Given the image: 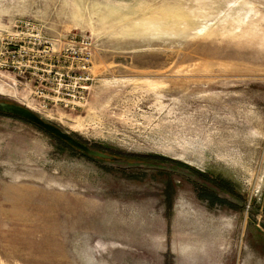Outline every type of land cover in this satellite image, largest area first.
<instances>
[{"label": "rangeland", "instance_id": "374dc122", "mask_svg": "<svg viewBox=\"0 0 264 264\" xmlns=\"http://www.w3.org/2000/svg\"><path fill=\"white\" fill-rule=\"evenodd\" d=\"M0 85L118 158L0 113V264H264V0H0Z\"/></svg>", "mask_w": 264, "mask_h": 264}, {"label": "water", "instance_id": "95a60500", "mask_svg": "<svg viewBox=\"0 0 264 264\" xmlns=\"http://www.w3.org/2000/svg\"><path fill=\"white\" fill-rule=\"evenodd\" d=\"M0 113L15 115L24 118L30 122H33L48 131L49 133H52L56 137L66 141L68 144L76 148L81 153H86L89 156L102 159L118 160V158L114 155L93 148L89 144L72 135L71 133L63 130L58 125L46 121L36 112L31 110L29 107L24 106L22 104L9 101H0Z\"/></svg>", "mask_w": 264, "mask_h": 264}, {"label": "crops", "instance_id": "0c3cea01", "mask_svg": "<svg viewBox=\"0 0 264 264\" xmlns=\"http://www.w3.org/2000/svg\"><path fill=\"white\" fill-rule=\"evenodd\" d=\"M13 192L15 193H60V192H48V191H37V190H32L31 187H26L24 189H20V188H13Z\"/></svg>", "mask_w": 264, "mask_h": 264}, {"label": "trees", "instance_id": "16d2710c", "mask_svg": "<svg viewBox=\"0 0 264 264\" xmlns=\"http://www.w3.org/2000/svg\"><path fill=\"white\" fill-rule=\"evenodd\" d=\"M3 114H6V113H3ZM11 116H15V115H11ZM18 117V116H17ZM39 126V125H38ZM40 127V126H39ZM42 128V127H41ZM43 129V128H42ZM66 142V141H65ZM67 143V142H66ZM83 154H85V155H87L86 153H83ZM87 156H89V155H87Z\"/></svg>", "mask_w": 264, "mask_h": 264}, {"label": "bare ground", "instance_id": "6f19581e", "mask_svg": "<svg viewBox=\"0 0 264 264\" xmlns=\"http://www.w3.org/2000/svg\"><path fill=\"white\" fill-rule=\"evenodd\" d=\"M2 90L4 91V88H2V86L0 85V91H2Z\"/></svg>", "mask_w": 264, "mask_h": 264}]
</instances>
